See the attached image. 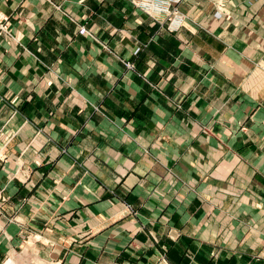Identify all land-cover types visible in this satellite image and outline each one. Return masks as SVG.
I'll return each instance as SVG.
<instances>
[{
	"label": "crops",
	"instance_id": "0c3cea01",
	"mask_svg": "<svg viewBox=\"0 0 264 264\" xmlns=\"http://www.w3.org/2000/svg\"><path fill=\"white\" fill-rule=\"evenodd\" d=\"M232 4L226 22L209 17V0L181 2L182 13L209 22L224 40L211 48L208 33L189 23L169 33L167 55L154 58L162 66L148 68L161 93L79 33L88 21L100 41L127 54L115 26L137 21L140 38L162 35L139 22L145 15L130 0H0L18 40L0 39V261L24 248L43 264H264L260 208L237 204V188L258 191L259 172L242 179L227 157L192 151L193 116L215 109L211 84L224 102L221 84L237 87L239 68L262 58L236 51L264 56V3ZM230 33L234 53L226 58ZM188 82L199 88L182 93L186 113L159 96ZM255 116L264 121V108ZM254 163L264 171V158ZM241 207L253 219L237 215Z\"/></svg>",
	"mask_w": 264,
	"mask_h": 264
},
{
	"label": "rangeland",
	"instance_id": "374dc122",
	"mask_svg": "<svg viewBox=\"0 0 264 264\" xmlns=\"http://www.w3.org/2000/svg\"><path fill=\"white\" fill-rule=\"evenodd\" d=\"M134 8L141 14L139 17L145 15V18L142 17L141 20H146L150 22V31L154 30V27L158 26V30L162 33V35H158L153 33L149 35L148 38H140L137 36V31H139L136 22H132V25L125 30V28H121L115 26L113 28L114 32H118L120 34V41L118 42L120 46L129 49V53L126 51H121L119 46H115V48H110L107 42L100 41L93 29H91L88 25V21L79 24V33L94 37L97 39L104 48H107L110 52L115 55V58L122 64L125 71L130 74H135L140 76L141 79L145 81V84L150 87L152 90H156L158 92L164 93L167 91L164 87L160 86L159 81H154V76L150 75L148 68L152 66V69L155 70L158 64L154 58L156 55L159 58H164L169 50V45L167 43L166 38L171 34H175V31L179 29L184 24L189 23V25L194 28L196 31L203 30L208 33V38L210 40L211 48L216 45H219V42L223 41V37L216 34L213 29V25L209 22H202L197 18H189L184 13L181 12L179 5L183 0H130ZM249 6H253L254 2L264 0H246ZM249 1V2H248ZM210 10L209 17H212L214 21L225 20L226 22H232L231 14L233 13L234 4H232V0H209ZM0 11L5 15V26L6 31L0 34V39H11L17 40V37L11 32V16L7 14L5 11L0 9ZM157 32V31H156ZM159 32V33H160ZM158 33V32H157ZM170 33V34H169ZM159 37L160 40L155 42ZM238 39L241 37L237 36ZM125 41L123 42L122 39ZM178 38V37H177ZM250 35H247L246 39L248 40ZM143 39V40H142ZM121 41L123 43H121ZM226 50V58H228V54H233V43L234 37L233 34L230 33L226 36L225 41ZM152 47H154L152 49ZM222 51V47L219 46V52ZM241 58H244L248 61L253 59L252 57H262L261 59L252 60V67L242 65L237 71V87L235 86V82L231 79L227 80L223 85L224 93L226 92L227 98H225L224 102L220 101L221 90L216 93V84L212 83L209 88L210 103L214 105L215 109H210L209 113L204 116H193L194 122V131L193 134L195 136L194 146L192 147V151L194 153L200 155L212 154V155H222L224 158L227 157V165L234 166L236 165L235 172L239 171L241 173L242 179L248 176L250 170L258 171V191L252 192L250 194L246 189H238L237 188V204L247 201H252L257 203L260 211L258 214L262 215L261 218L264 219V182H260V177L263 176L262 173L264 171H260L258 166L255 165L254 161L260 158H264V127L262 122L263 120H259L255 116L256 109L264 108V90L258 92H254V87L259 84H264V56L257 53L254 54L251 51L247 53L245 50L236 51ZM256 61V62H254ZM162 66V65H160ZM217 69V67L215 66ZM163 67L158 69V75H164ZM258 72L261 76V82H254V72ZM225 72V71H224ZM169 76V75H168ZM260 79V78H259ZM199 84L188 82L178 84L172 93L173 96H165L164 94L159 93V96L165 99L169 104L174 105L178 110L185 112L183 108L182 102V93L184 91L190 90H198ZM172 89V88H171ZM258 93V96H257ZM225 95V96H226ZM234 96V98H233ZM220 105L219 108L215 106V103ZM239 104L240 112L237 116L228 115L227 112H233V104ZM232 108V109H231ZM222 112H225L223 114ZM188 116V117H187ZM105 117V116H104ZM187 117L189 118V114H184L183 119ZM234 118V119H233ZM115 123L120 121L123 123L122 119L114 118ZM210 139V142H204L202 140ZM142 149V147H141ZM148 149L144 148V151L147 152ZM182 147H180V152ZM188 148L184 147L183 154L187 153ZM191 151V152H192ZM237 158L239 163L237 164ZM233 160V163H230ZM173 177H178L177 174H174L172 170H169ZM179 178V177H178ZM189 187L194 193L200 195L197 191L194 190L189 182L185 184ZM195 186V185H194ZM133 211V209H131ZM249 215L245 219L249 221L253 219L248 211H246L245 207H241L240 210L237 209V215L242 214ZM247 221V222H249ZM28 253L26 249L20 248L17 255L13 257H7L4 260L0 261V264H43L41 260L38 258H28Z\"/></svg>",
	"mask_w": 264,
	"mask_h": 264
},
{
	"label": "built area",
	"instance_id": "2783aa9c",
	"mask_svg": "<svg viewBox=\"0 0 264 264\" xmlns=\"http://www.w3.org/2000/svg\"><path fill=\"white\" fill-rule=\"evenodd\" d=\"M7 17L0 11V34L6 31L5 20Z\"/></svg>",
	"mask_w": 264,
	"mask_h": 264
}]
</instances>
